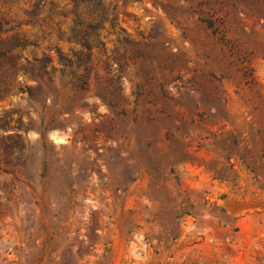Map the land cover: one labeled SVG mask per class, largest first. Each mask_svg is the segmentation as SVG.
Masks as SVG:
<instances>
[{"label":"rangeland","instance_id":"1","mask_svg":"<svg viewBox=\"0 0 264 264\" xmlns=\"http://www.w3.org/2000/svg\"><path fill=\"white\" fill-rule=\"evenodd\" d=\"M43 3L0 0V264H264V0H103L89 52Z\"/></svg>","mask_w":264,"mask_h":264},{"label":"trees","instance_id":"2","mask_svg":"<svg viewBox=\"0 0 264 264\" xmlns=\"http://www.w3.org/2000/svg\"><path fill=\"white\" fill-rule=\"evenodd\" d=\"M43 1V5L48 7L46 18H49L53 13L61 15L63 18L70 16L72 26L68 32V39L77 42L81 47L85 48L86 52H89L98 45L100 37L99 29L102 27L103 22L107 20L108 15L102 8L103 0H69L71 4V10L69 13L62 11L65 5H61V3L56 2V0H41V2ZM202 22H206L207 27L212 29V24L210 22H207L206 20H202ZM3 25H6V23L0 21V32L2 31ZM212 32L215 33L216 30L213 29ZM24 46L25 43H20L16 44L14 47L23 48ZM8 52L9 49L3 53L5 55ZM87 54L83 56L80 54L76 57V66L81 67L82 72L80 74L71 71L69 72L72 89L81 92L87 91L88 80L93 68L87 64ZM117 70L119 69L113 71L109 70L107 72L109 78L107 79L108 84L105 87L106 92L112 89L114 83L121 79L116 74Z\"/></svg>","mask_w":264,"mask_h":264}]
</instances>
